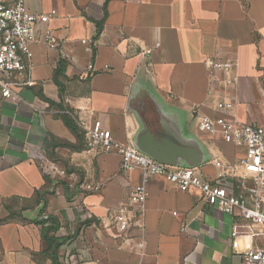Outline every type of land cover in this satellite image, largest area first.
<instances>
[{
  "label": "crops",
  "instance_id": "0c3cea01",
  "mask_svg": "<svg viewBox=\"0 0 264 264\" xmlns=\"http://www.w3.org/2000/svg\"><path fill=\"white\" fill-rule=\"evenodd\" d=\"M24 2L31 13L55 11L46 26L56 46L41 29L14 94L0 102V264H54L49 218L57 229L46 235L63 239L59 264H242L246 244H260L258 225L161 176L149 178L144 215L133 219L128 194L141 172L122 171L115 151L87 148L74 118L99 119L116 142L153 145L171 167L234 182L245 147L201 130L196 113L264 122V0ZM209 59L235 67L209 74ZM47 162L66 174H45ZM98 181L96 192L78 187ZM122 207L132 222L118 233Z\"/></svg>",
  "mask_w": 264,
  "mask_h": 264
},
{
  "label": "built area",
  "instance_id": "2783aa9c",
  "mask_svg": "<svg viewBox=\"0 0 264 264\" xmlns=\"http://www.w3.org/2000/svg\"><path fill=\"white\" fill-rule=\"evenodd\" d=\"M55 13H31L27 10L24 0H0V102L14 94L15 76L26 68V59L30 57L31 44L37 39L49 48L56 46L51 30L46 26L48 19ZM209 74L216 71L228 72L235 67L231 60L209 59L205 62ZM88 72L93 70L92 63L86 66ZM235 83V77L227 80ZM32 85V81H26ZM220 109H230L231 102H219ZM80 127L87 148L103 152L115 151L120 154V168L124 172L139 170L141 181L132 186L128 194L129 204L135 207L133 219H142L147 198V182L150 177L161 176L175 184L179 190L198 189L205 201L221 211L239 212L242 218L260 227V244H246L242 253V264H264V122L239 123L226 118H211L196 113L201 130L220 134L222 140L245 147V158L241 161L244 174L230 184L211 182L196 167H171L156 161L135 145L119 143L113 140L109 129L102 126L99 119L79 120L74 118ZM49 176H64L65 170L54 162H47L44 167ZM73 185V184H71ZM78 187L86 192H96L102 183L81 182ZM175 214V212H173ZM45 218V217H44ZM118 233L125 232L131 225V218L122 207L113 215ZM238 232V231H237ZM235 231V234L237 233ZM237 240L232 247H237ZM143 246V241L139 242Z\"/></svg>",
  "mask_w": 264,
  "mask_h": 264
},
{
  "label": "trees",
  "instance_id": "16d2710c",
  "mask_svg": "<svg viewBox=\"0 0 264 264\" xmlns=\"http://www.w3.org/2000/svg\"><path fill=\"white\" fill-rule=\"evenodd\" d=\"M63 121L64 123L67 125V127H69L72 131H77V125L75 124V122L69 118L67 115H63ZM50 223L52 224V226L49 227H45L43 228V238L45 240L46 243V252L49 253L51 255V257L53 258L54 264H59L57 262V248L59 247V245L61 244L62 240L59 238H56L55 236H48L46 235L48 230H56L57 229V222L55 221V219L53 218H49ZM0 222H2V220H0ZM42 224L44 223V221L41 222Z\"/></svg>",
  "mask_w": 264,
  "mask_h": 264
},
{
  "label": "water",
  "instance_id": "95a60500",
  "mask_svg": "<svg viewBox=\"0 0 264 264\" xmlns=\"http://www.w3.org/2000/svg\"><path fill=\"white\" fill-rule=\"evenodd\" d=\"M136 147L144 152L145 154H147L148 156L152 157L153 159H155L156 161H159L161 163H171L168 161H165L162 159L161 156V151L159 149H157L156 147H154L151 144H147L145 143L143 140L138 141L136 144Z\"/></svg>",
  "mask_w": 264,
  "mask_h": 264
}]
</instances>
